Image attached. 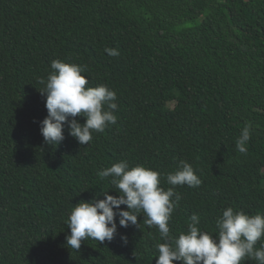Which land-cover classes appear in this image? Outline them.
I'll list each match as a JSON object with an SVG mask.
<instances>
[{"label": "trees", "instance_id": "obj_1", "mask_svg": "<svg viewBox=\"0 0 264 264\" xmlns=\"http://www.w3.org/2000/svg\"><path fill=\"white\" fill-rule=\"evenodd\" d=\"M56 59L117 94L116 124L89 146L67 124L59 146L41 135L38 81ZM122 160L161 173L165 190L181 160L196 171L198 188L175 186L172 238L193 214L214 237L227 207L264 215V0H0V264H156L165 241L143 213L127 228L117 217L111 242L66 246L76 204L118 196L98 172Z\"/></svg>", "mask_w": 264, "mask_h": 264}, {"label": "clouds", "instance_id": "obj_2", "mask_svg": "<svg viewBox=\"0 0 264 264\" xmlns=\"http://www.w3.org/2000/svg\"><path fill=\"white\" fill-rule=\"evenodd\" d=\"M109 56H118L113 48H106ZM47 79H40L43 85L39 91L46 97L47 117L41 123V135L48 146L60 145L65 139V125L69 135L81 146H89L93 132L103 133L117 122L114 114L118 110L117 94L106 85L89 87V79L83 75L85 68L77 64L53 60ZM82 117L85 123L76 119ZM252 125L246 124L237 138L236 147L246 153L245 145L251 140ZM101 178H110V183L118 196L105 192L90 202L81 201L70 212L66 237L68 249L79 251L83 241L96 240L111 242L119 226H138V218L143 213L149 227L156 226L164 243L156 244L158 256L156 264H242L246 259L264 264V215H250L235 211L232 207L223 210L216 220L217 236L201 230V217H190L187 232L178 238L170 236L169 221L181 200L175 186L198 188L202 181L190 163L181 160L175 172L166 174L169 187H161V173L143 165L130 166L127 160L114 163L98 172ZM103 196L104 199L99 197ZM127 206L122 210L121 206ZM127 244V237H122Z\"/></svg>", "mask_w": 264, "mask_h": 264}]
</instances>
